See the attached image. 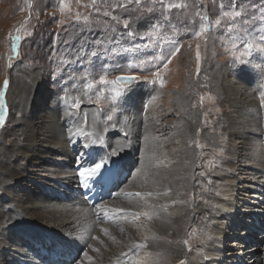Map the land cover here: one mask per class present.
I'll list each match as a JSON object with an SVG mask.
<instances>
[{"label":"rangeland","instance_id":"1","mask_svg":"<svg viewBox=\"0 0 264 264\" xmlns=\"http://www.w3.org/2000/svg\"><path fill=\"white\" fill-rule=\"evenodd\" d=\"M124 3L126 0H95V3L93 0H0V89H3L4 81H8L4 93L7 104L6 121L4 127L0 128V160L3 159L2 163L8 164L12 170H24L32 178L53 177V183L47 186V190L53 193V198L48 200L57 202L64 195L68 197L69 191L77 182H64L67 177L64 173L66 170H73L75 173L77 166L74 162L77 161V156L67 155L53 144L48 146L49 153L46 155L50 167L44 169L40 163L26 165L25 157L14 152L24 149L25 131L31 123L41 125V122L47 120L48 125L58 107L67 108V105L79 102V109H67L76 112V118L83 125H88L87 121L90 120V131L95 130V124L99 129L104 126L113 139L118 141L123 139V134H129L132 141L139 143L144 150L141 157L134 155L135 159H130L131 154L122 156L123 166L131 165L128 168L129 174H126L127 169L122 170L125 172L124 182L130 180L143 165L146 166L145 162L150 158L148 153L154 151L150 146L158 149L155 162L160 170L163 166H174L172 161L183 166L181 175L184 180L181 181L185 187L172 200L160 203L167 205L166 213L172 223L178 219L187 225L182 228L181 234L175 233V229L168 230L172 237L165 240L152 237L154 246L156 243L162 244L152 250L155 252L156 249L159 254V259L154 264H177L182 257L190 258V255L184 254L190 251L192 255L195 248L201 250L196 255L199 261L205 260L211 264L215 261L221 262L223 257L221 260L212 256L210 260L206 259L209 256L204 255L203 248L209 240L208 229L214 224L212 221L218 206L216 202L224 200L226 183L223 174L227 169L226 163L230 160L227 153L233 152L231 147L234 146L242 149L243 143L239 136L229 138L227 135L231 123L226 119H238L239 115L237 117L235 111L240 105L230 104L226 93L222 91L228 89L217 87L221 85L216 81L221 80L222 75L233 81L237 87L245 85L250 96L240 97L255 102L250 110H260L259 123L264 125V106L260 104V93L264 92V52H257L255 48L249 52L247 49L249 43L264 48V0H165V3H184L187 7L166 10L163 14L159 11L160 4L156 0H140L138 5L133 0L126 8L119 6ZM150 7L156 11L148 13L147 9ZM234 10L240 11L241 15L234 20L223 17V12ZM77 14L81 16L79 21L76 20ZM84 17L88 19L84 20ZM201 17H207V20H202ZM217 19L221 20L219 26L214 23ZM125 20L129 22L127 29L123 24ZM153 22L159 27L156 35L149 39L144 33L152 30ZM205 23L209 25V31L203 36H195V32ZM129 31L134 35H127ZM136 33L139 35H135ZM16 36L20 39L13 40ZM198 44L201 53L199 62L196 60ZM177 46L180 47L178 53L175 52ZM235 57L240 58L244 65L235 63ZM157 71L164 80L163 86L159 81L155 84L146 82L155 80ZM119 75H136L138 79L123 86H100L98 83L101 76L115 79ZM39 78H42L41 82L47 89L38 96L34 88L39 86ZM88 83L96 86L88 89ZM115 88L128 90L122 96L116 97ZM201 97L204 98L203 101ZM42 102L44 104L39 107ZM84 110L87 111L85 124L82 115ZM37 114L50 117L37 119ZM109 116L112 117L111 120L108 119ZM55 120H58L56 116ZM144 125L147 127L145 131L151 132L140 143L134 139L139 132L134 131L142 129ZM132 128L134 130L130 131ZM42 132L46 133L45 130ZM42 132L32 142L34 148L31 151L43 152L41 147L45 143L41 139L44 135ZM140 133L145 136L144 130ZM146 147L149 150L146 151ZM12 155L13 158L10 157ZM34 160L35 157H32L31 161ZM39 160L41 162L40 158L38 162ZM238 164H241L240 168L236 172H230L241 176L244 181H238L234 198L238 207L233 212L242 224L236 230L240 223L235 222L236 226L230 227L229 232L221 238L224 254L227 250L238 251V247L232 244L235 236L244 238V242L248 234L251 235L254 228L248 222L249 218L259 221L260 214L264 215V176L259 178L261 183H253L247 177H256L260 169L248 163L238 161ZM30 166L33 169H29ZM61 169L63 172H59ZM3 170L2 167L0 212H15L20 203L27 200V197L22 196L23 193L34 188V185L25 176L11 179L8 173L1 172ZM177 172L178 170L174 173L175 177ZM58 174H62V178L57 177ZM167 178L173 184V189L174 179ZM4 179L6 183H3ZM9 187L14 189L10 193L7 190ZM119 188H116L117 192ZM14 191L21 192V196L15 197L12 194ZM154 196H141L142 202L139 203L137 211L140 209L141 212H151L154 211L152 206H160L159 202H153ZM114 198L115 196L110 197L108 202ZM247 205L251 208L243 213L241 208ZM32 219L28 216H18L16 221L7 219L12 230L5 234L6 241L3 244V238L0 240V264H23L31 258L30 250L32 256L47 255L46 249H50L51 244L45 248L42 244L39 246L41 240L47 239L48 242L44 234L47 231L41 228L37 232H28L30 235H27L18 226H27L34 222ZM142 220L145 221V218ZM133 224L135 230H138L137 234L142 237L141 228L145 224ZM245 224L252 226L246 229ZM259 229L258 235L255 233L250 237L253 241L249 248L254 247L255 255L264 259V224L259 225ZM242 230L245 234H241ZM16 233L33 239L35 244L27 239V247L21 245L17 237L12 238V234ZM126 237L129 238V234ZM11 238L16 241L13 242ZM141 239L148 240V237ZM54 244H57V240ZM29 247L33 249L28 250ZM25 249L28 253H25ZM176 251L186 253L180 256ZM201 255L205 259H201ZM232 256L234 255H229L230 264H247L249 258L243 256L241 260L231 263ZM138 257L136 260L131 257V264H141ZM126 261L123 260L124 263ZM185 261L188 264V260ZM36 262L44 263L39 260ZM50 263L63 264L64 260L60 261L56 257ZM219 264H226V260Z\"/></svg>","mask_w":264,"mask_h":264},{"label":"bare ground","instance_id":"2","mask_svg":"<svg viewBox=\"0 0 264 264\" xmlns=\"http://www.w3.org/2000/svg\"><path fill=\"white\" fill-rule=\"evenodd\" d=\"M41 81L42 78H39V86L34 88V90H37L38 96L42 95L47 89L44 87L43 82ZM216 83L221 85H217V87L228 89L222 91L226 93L230 104L233 103V105H240L239 108L236 107L237 109L235 111L237 117L239 115L238 119H235L236 117H228L226 119L228 123H231V127L229 130H227V135H229V138L239 136V139H242L243 145L242 149L237 146L231 147L233 152L227 153L230 157V160L228 159L229 161L226 163L227 169L223 174V179L226 183L225 189L223 191L224 200L216 202V205H218L216 210L217 214H215L216 212L214 213V221H212L214 224L208 229L209 240L207 246H204L203 248L204 255L209 256L206 257V259H209L212 256L213 258H219V260H221V257H223L222 261L226 260V264H230L229 255H234L230 257L231 263L237 259L241 260L243 256H246L249 257V260L247 259L246 261L247 264H264V259H261V256L259 257L255 255V248H249L253 241V239L250 237H253V234L255 233L258 235L260 233L259 225L263 226L264 224L262 221L264 219V215L261 216V214L259 221L249 218L250 220H248V222L253 224L254 229L250 232L251 235L248 234V237H246V241H244L246 243L243 242L244 238L242 239V237L235 236L232 244L234 247H238L236 248L238 251L227 250L224 254L221 238L225 236L227 232H229L230 227L236 226V223H240L238 221L237 215H233V212L235 211V207H238L236 206L238 203L235 204L234 198L236 197L235 192L238 189V181H242V178H240L241 176H236L233 172H236L240 168L241 164H238V161L239 163L251 164V166L259 168L260 173L256 177L249 175L247 179L251 180L253 183L256 182V184L261 183L259 178L264 176V125H262L261 122L259 123L260 110L256 109L254 112L250 110V107L255 105V102L253 100H247L240 97V95L245 96L246 98H249L250 96L245 85L237 87V85H234L233 81L222 75L221 80H217ZM36 84L38 85V83ZM219 93L221 94V91ZM180 96L182 97L183 95L180 94ZM43 101L45 102V99ZM43 104L44 103L42 102L39 107H41ZM68 111L70 110L65 107L62 109L58 107L56 111H54L55 114H53V116L55 115L58 120H55L54 116L52 118V122L50 120L48 125H46L47 120L41 122V125L31 123L28 129L25 131V138L23 142L25 145L24 149L19 150V152L15 151L14 153H20L23 155L25 157L24 159L26 161V165L27 163H34L35 165L40 163V166L44 167V169H47L50 167L49 162L47 163L46 160V155L49 153L47 148L53 144L58 146V148L65 154L77 156V161L74 162L75 166H78L77 162L81 156H83L85 159L87 157L88 159L87 154L89 152L93 153V158H95L105 155L107 152L113 150V148L122 150L119 152V155L113 158L114 162L110 161L108 163V168L104 171L103 178L98 179L96 183L90 184L87 188L82 187L78 183L74 184L68 193V197L64 195L61 201L57 202L48 200V198H53V193L47 190L48 184L53 183V177H43L37 179L32 178V175L25 174L24 170H12V167L10 168L8 164H3V159H1L0 170L2 167L4 169L1 172L8 173L11 179H20L21 177L25 176L26 179H30L34 185V188L28 190L29 193H23L22 196L27 197V200L26 202L20 203V207H17L15 212L11 210H8L7 213L5 211L0 212V223H2V226L0 227V240L3 238L1 244L6 241L5 234H8L12 230V228H10L11 226H8L9 222L7 219L16 221L18 216H28L33 218L34 220H32L34 222L28 223L31 225L27 224V226L24 225L23 227L20 225L18 226L21 227L23 231L27 232V235H30L28 232H37L41 230V228L42 230L45 229L47 233L44 234L46 238H48V242L47 239L41 240L39 246L41 247L40 244H42V246L45 248L51 244V248L46 249L47 255H42L41 257L36 255L32 256V251L30 249L33 248H27L30 250L29 255L31 258L23 264H51L50 262L54 261L56 257H59L60 261L64 260L63 264H68V262H70L69 264H131V257L135 259L138 256L141 264H154L155 261L159 259V254L156 249L155 252L152 250L154 247L157 248L162 244L156 243L154 246L152 237L155 236L165 240L169 237H172L168 230L173 231V229H175V233L181 234L182 228L187 225V223L184 222L183 224L178 219L172 223V221L168 218L166 210L160 207L162 202L166 203L167 201L172 200L181 192L180 190H183L185 187L183 181H181L184 180V176L182 177L181 175L183 166L180 164L177 165V161L175 163L171 159L172 163L174 164V166H172L173 168L171 166L170 168H165L163 166V168L160 170L157 163L155 162L158 149L154 146H150L149 148L151 149L153 147L154 151H150V153L147 152L150 158L148 162H145L147 163L146 166L143 165V168L140 171H135L130 180L127 179L126 182H124L125 172L123 173L122 170L127 169L126 174H129L130 171L128 168L131 167V165L127 164L126 167L123 166L124 158H122V156L124 157L127 156V154H131L132 158L130 159H135L136 157L133 158L134 155L141 157L144 150L140 144L133 142L130 137L131 135H125L123 133V139H119V141L114 140L112 134L110 132L108 133V129H106L104 126L103 128L99 129V127L95 124V130L90 131V127L88 126L90 124V120L87 121L88 125H83L82 122H79V119L76 118V116L69 118L67 115ZM85 113H87L86 110L82 111V115ZM189 116H191V114ZM43 117L49 118L50 116H41L37 114L36 118L41 119ZM61 117L62 120H60ZM146 128V125H144L142 129H135L134 133L139 132V134H136L134 139H137L140 143H142L144 139H147L151 131H145ZM43 130H45L46 133L42 132ZM129 130L133 131L134 128ZM142 130H144L145 136L141 135L140 132ZM40 132L44 134L41 137L42 142L45 143V145L41 147L43 152H33L31 151V149L34 148L32 147V142L38 136V134H40ZM69 132L75 133V135L70 137ZM100 138H103L104 141L102 145L100 144ZM93 140L96 141V144L92 148L84 149L81 147L82 144L90 143ZM184 142L186 143V141ZM147 150H149L148 147H146V151ZM36 156H38V158ZM10 157L13 158L14 155ZM32 157H35L34 162L31 161ZM39 158L41 159V162L40 160L38 162ZM125 161L127 162V159H125ZM30 168L33 169L31 166L29 169ZM177 170V176L175 177L174 173H176ZM230 170L233 172H230ZM59 172H63L62 169ZM64 174L67 175V177L64 178V182L70 183L71 181L76 180L73 170H66ZM60 175L62 174H58L57 177ZM60 177L62 178V176ZM167 177H172L174 179L175 186L173 189V184ZM47 180L49 181L46 182ZM117 181L119 182L117 183ZM3 183H6L5 179L3 180ZM17 183L18 182H16V184ZM19 184L22 185V182H19ZM118 187L120 188L117 192L116 188ZM7 190L10 193L14 189L9 187ZM147 191L152 192L153 196L155 195L152 198L153 202H159L160 204V206L157 207L152 206L151 209L154 211L149 212H155L157 215L152 220H149L144 216L134 220L131 216V212H136L139 207V203L142 202V199H140L141 196H136L134 193H146ZM20 193L14 191L12 194L15 197H19L21 196ZM129 193H132L133 195H129ZM156 193H160V195H156ZM256 193L258 194L259 192ZM90 195H96V201L93 206H89L87 204L86 198ZM107 195L111 197L115 196L114 200L108 202L106 200ZM84 200H86V203ZM123 200L125 201L123 202ZM101 203L105 204L108 208H123L128 211L126 213L120 214L109 212L108 216L105 218L104 213L99 212L98 206ZM142 205L144 204L142 203ZM247 208L250 209L251 207L247 205L246 207L241 208L242 212L244 211L243 213H245L247 210H249ZM253 209L255 210L256 208L253 207ZM137 212H141V210L139 209ZM143 218H145V221L142 220ZM133 223H136L137 226L140 224H145V226L141 228L143 230L141 234H143V238L147 236L148 240L141 239L142 237L139 236V233L137 234L138 230H135V225ZM40 224L47 226L42 227ZM241 224L242 223L238 225L236 230L240 229ZM251 226L252 225L247 224L245 227L246 229H249ZM12 227H14V225H12ZM105 228L108 229L107 234L102 231V229ZM244 230H242L241 234H245ZM128 234L130 236L129 238L126 237ZM14 236L17 237V241L23 246L27 244V239L31 243H34L33 239L19 235L18 233L15 235L12 234V238ZM97 237L99 239H96ZM12 240L13 242L16 241L15 238ZM55 240H57V244H54ZM141 243H145L147 247H135V245ZM13 245L14 243L11 246ZM225 246L228 247L227 244H225ZM246 247L249 249H245ZM148 249H151L152 252H149ZM195 249L196 250L194 251L192 250V255L190 251L187 252L188 254H184L186 252L179 253L176 251V254L178 253L180 256H183L181 254L187 256L190 255V258H181L188 260V264H211V262L205 260L199 261V259H196V255L200 253L201 250L199 248ZM19 250L21 251L22 248L20 247ZM147 251L149 253H147ZM25 253H28L26 249ZM84 253H87L88 255L85 256ZM125 253L126 255H124ZM1 254L2 253L0 252V261L2 260ZM203 256L201 259L204 258ZM124 259L127 260L126 263L123 262ZM36 260L44 263H37ZM222 261H215L213 264H219L222 263Z\"/></svg>","mask_w":264,"mask_h":264},{"label":"snow or ice","instance_id":"3","mask_svg":"<svg viewBox=\"0 0 264 264\" xmlns=\"http://www.w3.org/2000/svg\"><path fill=\"white\" fill-rule=\"evenodd\" d=\"M156 2H158L160 4L159 11H161L162 14L166 10L182 9V8L187 7V5L184 3H165V0H156ZM93 3H95V0H93ZM132 3H133V0H126V3L120 4L119 6L126 8L127 4H132ZM135 3L138 5L140 3V0H135ZM153 11H156V9L152 8V7L147 9L148 13H152ZM198 15H199V13H198ZM222 15L226 19L234 20L236 17H239L241 15V12L234 10L231 12H223ZM83 19L87 20L88 17H84ZM165 19H167V18L165 17ZM201 19L207 20V17H201ZM76 20L77 21L81 20V16L79 14H77ZM214 23L216 26H219L221 24V20L217 19V20H215ZM123 24H124V27L126 29L129 27V22L127 20L123 21ZM158 27H159V25L156 22H153V24L151 25L152 30L144 33V35L147 38L151 39L154 35H156V29ZM208 31H209V25L207 23L202 24L199 31L195 32V36H197V37L203 36ZM28 35H31V33H28ZM127 35L133 36L134 33L129 31L127 33ZM135 35H139V33H136ZM19 39H20L19 36L13 37V40H19ZM262 40H264V38H262ZM254 48H255V51H257V52H264V48L254 46L253 44H250V43L247 44V49L249 52H252ZM179 51H180V47L179 46L175 47V52L178 53ZM93 55H95V53H93ZM200 59H201V53H200V46L198 44L197 49H196V60H197V62H199ZM234 62L239 63L241 65H244V62L242 60H240V58H238V57L234 58ZM197 71H199V67H197ZM155 76H156L155 80H150V81H146V82L155 84L157 81H159L161 86H163L164 80H163V78H161L160 72L157 71L155 73ZM137 79H138V77H136L134 75H120V76H117L115 79H108L106 76H101L99 78L98 83L100 86H109V85H117L118 86V85H122V84H129L130 85L133 81H135ZM95 86L96 85H94L92 83L87 84L88 89H92ZM7 87H8V81L5 80L3 89H0V128L4 127L5 121H6L7 104H6V101L4 99V93L7 89ZM127 90L128 89H126V88L122 89V90L120 88L114 89L116 97L122 96L125 92H127ZM203 99L204 98L201 97V101H203ZM260 104L262 106H264V92L260 93ZM66 107L69 109H79L80 104H79V102H77L75 104L67 105ZM67 115L69 118H71V117L77 115V113L74 111H68ZM83 117H84V120L86 121L87 120V114L86 113L83 114ZM108 119L111 120L112 117L109 116ZM74 135H75V133L69 132L70 137H72ZM103 143H104L103 138H100V144L102 145ZM95 144H96V141L93 140L90 143L82 144L81 147L84 149H90ZM121 150L122 149L113 148V150L107 152L105 155L95 157V158H93V153L89 152L87 154V156H88L87 160H85V158L83 156H81L77 162L78 166H77L76 171L74 173L76 182L85 188L89 187L90 184L96 183L98 181V179L103 178L104 171L107 170V168H108V163L110 161H113V158L116 157L117 155H119V152ZM129 195H133V194L129 193ZM134 195L151 197L153 195V193L152 192H147V193L137 192V193H134ZM156 195H160V193H156ZM145 203H147V202L145 201ZM98 207H99V212L104 213L105 217H107L109 212L120 214V213H126L128 211V210H125L123 208H108L103 203H101ZM160 207L164 208L165 210L167 209V205H161ZM156 215L157 214L155 212L149 213L147 211H145V212H131V216L133 217L134 220L138 219L140 216H144L147 219L152 220ZM102 231H104L105 234L108 233V229H106V228L102 229ZM96 239H99V238L97 237ZM185 243H187V242L185 241ZM135 247L145 248V247H147V245L145 243H141V244L135 245ZM84 255L87 256L88 254L84 253ZM124 255H126V253ZM180 264H184V262L181 261Z\"/></svg>","mask_w":264,"mask_h":264},{"label":"water","instance_id":"4","mask_svg":"<svg viewBox=\"0 0 264 264\" xmlns=\"http://www.w3.org/2000/svg\"><path fill=\"white\" fill-rule=\"evenodd\" d=\"M119 76H120V75H119ZM134 76H136V75H134ZM116 77H117V76H116ZM116 77H115V78H116ZM133 82H134V81H133ZM133 82H132V83H133ZM123 85H126V84H122V85H120V86H123ZM127 85H129V84H127ZM181 261H183L184 264H186L185 259H182V260L178 261L177 264H180Z\"/></svg>","mask_w":264,"mask_h":264}]
</instances>
